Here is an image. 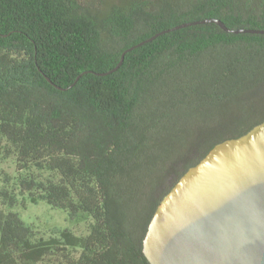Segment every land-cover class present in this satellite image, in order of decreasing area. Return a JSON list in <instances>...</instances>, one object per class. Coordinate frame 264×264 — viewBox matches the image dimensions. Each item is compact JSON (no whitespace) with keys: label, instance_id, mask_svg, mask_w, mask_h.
I'll use <instances>...</instances> for the list:
<instances>
[{"label":"trees","instance_id":"16d2710c","mask_svg":"<svg viewBox=\"0 0 264 264\" xmlns=\"http://www.w3.org/2000/svg\"><path fill=\"white\" fill-rule=\"evenodd\" d=\"M211 18L264 30V0H0V264H150L143 238L161 198L264 120V34L173 29ZM192 97L208 114L182 130L184 145L174 132L152 155L153 131ZM10 158L14 175L1 167ZM143 164L159 166L146 191ZM40 202L86 232L48 236L13 210Z\"/></svg>","mask_w":264,"mask_h":264},{"label":"water","instance_id":"95a60500","mask_svg":"<svg viewBox=\"0 0 264 264\" xmlns=\"http://www.w3.org/2000/svg\"><path fill=\"white\" fill-rule=\"evenodd\" d=\"M200 23L264 34L229 29L214 18L173 29ZM143 43L127 49L114 70ZM143 253L150 264H264V120L215 144L178 178L156 206Z\"/></svg>","mask_w":264,"mask_h":264},{"label":"rangeland","instance_id":"374dc122","mask_svg":"<svg viewBox=\"0 0 264 264\" xmlns=\"http://www.w3.org/2000/svg\"><path fill=\"white\" fill-rule=\"evenodd\" d=\"M262 92L264 91H260L259 93ZM197 98L199 97H192L189 100H186L185 103L178 105L174 109H170L171 111L165 114L160 126L153 131L154 135L149 141L150 144H148V148L150 147V153H152V155H158L161 152L163 147V138L167 135H171L174 132L179 133L178 137L182 136L180 141L175 143V145H184L183 142L186 135L182 133V130L188 126V123L192 129H195L197 124L202 121V112L208 114L207 112L209 111L207 102L200 103L201 98H199V100ZM203 98L207 97L204 96ZM166 106L167 109L165 110H169L168 102L165 104V107ZM190 107L194 108L192 112ZM1 167L11 175L15 174V164L13 159L10 158L3 161L1 163ZM166 167L168 171L170 165ZM158 168L159 166L157 165H153L151 167V165L143 164L138 170V176L135 177L139 178L135 179V183H139V185L143 186L145 189L147 185L144 182H148L149 179L155 180V177L159 175V170H157ZM161 176H163V171L161 172ZM172 179L173 176L168 175L167 173L163 179V183H165L163 187H168L171 184ZM2 185L3 184L0 179V189ZM148 193L149 192H146V194ZM1 207L3 206L0 202V208ZM13 210L19 213L25 222L32 224L37 228L38 231H40V233H46L48 236L53 234V231L58 229H70L75 234H84L87 229V223L85 221L77 219L73 220L63 210L53 208L44 202H40L38 204L29 203L25 208L14 207Z\"/></svg>","mask_w":264,"mask_h":264}]
</instances>
